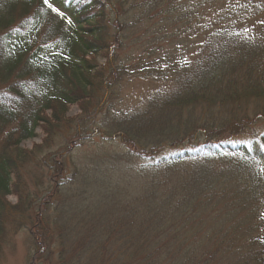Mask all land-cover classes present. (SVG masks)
Masks as SVG:
<instances>
[{
  "label": "trees",
  "instance_id": "1",
  "mask_svg": "<svg viewBox=\"0 0 264 264\" xmlns=\"http://www.w3.org/2000/svg\"><path fill=\"white\" fill-rule=\"evenodd\" d=\"M24 231L38 264H264V0H0V264Z\"/></svg>",
  "mask_w": 264,
  "mask_h": 264
},
{
  "label": "rangeland",
  "instance_id": "2",
  "mask_svg": "<svg viewBox=\"0 0 264 264\" xmlns=\"http://www.w3.org/2000/svg\"><path fill=\"white\" fill-rule=\"evenodd\" d=\"M166 44V43H164ZM163 45V44H162ZM172 51L165 56V59H172L173 52L176 51L169 47ZM179 49L178 47H174ZM184 48V47H183ZM184 50V49H183ZM181 55L186 57H192L194 54V49L189 47L182 52V49L179 50ZM127 55H125L126 57ZM142 56L143 60H138ZM144 54L141 53L140 50L134 51L132 57H134L133 61L130 63H126L125 68L126 74L123 76L121 81V86L118 89L119 96V105L118 107L121 110H129L132 108H139L141 102L149 95V93L153 90L155 82L153 78H149L145 76L139 69L143 68L142 63L144 62ZM100 65H104V61L98 60ZM139 71V72H138ZM82 113L79 111L77 106H72L69 108V117L70 118H80ZM75 133V132H74ZM73 132L64 130L61 135L68 138L73 137ZM38 137L34 140L27 141L23 144V147L26 149L33 148L36 144H39L43 140V134L41 131H38ZM61 139L59 140V142ZM76 144L75 141H72ZM72 143L70 142L68 145L69 148H72ZM73 144V145H74ZM15 202L13 198L10 199ZM32 233L29 231H24L19 233L13 239V245L8 247L5 251V257L2 264H38L36 249L34 247V241L32 238Z\"/></svg>",
  "mask_w": 264,
  "mask_h": 264
},
{
  "label": "snow or ice",
  "instance_id": "3",
  "mask_svg": "<svg viewBox=\"0 0 264 264\" xmlns=\"http://www.w3.org/2000/svg\"><path fill=\"white\" fill-rule=\"evenodd\" d=\"M44 2H45L46 4H48L49 0H44ZM49 7H51L50 4H49ZM53 10H55V9H53ZM246 31H247V30H246Z\"/></svg>",
  "mask_w": 264,
  "mask_h": 264
}]
</instances>
